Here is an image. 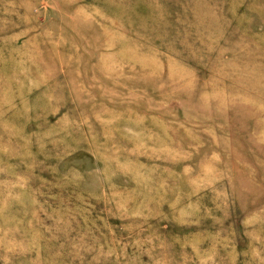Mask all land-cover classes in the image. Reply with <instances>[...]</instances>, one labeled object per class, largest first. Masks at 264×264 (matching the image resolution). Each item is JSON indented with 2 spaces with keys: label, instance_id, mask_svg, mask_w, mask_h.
<instances>
[{
  "label": "rangeland",
  "instance_id": "1",
  "mask_svg": "<svg viewBox=\"0 0 264 264\" xmlns=\"http://www.w3.org/2000/svg\"><path fill=\"white\" fill-rule=\"evenodd\" d=\"M0 264H264V0H0Z\"/></svg>",
  "mask_w": 264,
  "mask_h": 264
}]
</instances>
